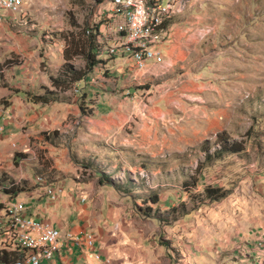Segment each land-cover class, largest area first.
<instances>
[{"label":"rangeland","instance_id":"obj_1","mask_svg":"<svg viewBox=\"0 0 264 264\" xmlns=\"http://www.w3.org/2000/svg\"><path fill=\"white\" fill-rule=\"evenodd\" d=\"M109 8L110 0H32L24 19L0 22V121L6 123L0 132V177L12 181L19 171L33 178L43 176V186L55 190L36 199L35 206L32 201V211L73 226L80 222L72 195L74 181L85 177L99 182L102 175H109L114 184H102L121 196L119 205L128 219L118 230L119 239L107 244L112 247L106 258L114 264H264L257 250L258 239L264 236V0L217 4L199 28L203 34L199 51L194 50L195 43L187 60L156 76L142 72L146 62L139 69L132 59L135 70L126 73L128 53L122 47L124 37L116 32L122 22L107 16ZM102 20H107L99 27L104 51L98 57L104 63L65 93L76 103L70 118L83 119L77 127L81 138L58 127L43 134L40 143L35 139L39 134L29 132L27 144L19 145L14 134L30 130V117L35 115L22 91H37L42 72L48 77L61 69L63 35L82 32ZM163 41L164 37L158 48ZM71 62L84 64L80 58ZM192 63L203 72L183 73ZM51 105L62 103L35 107L47 114ZM101 122L109 127L101 128ZM89 128L94 134L87 133ZM222 130L242 140L244 151L211 156ZM205 142L209 152L203 149ZM63 149L64 160L56 159ZM18 153L37 159H27L19 167L14 161L22 160ZM55 163L50 171L46 168ZM59 167H68L67 172ZM185 181L188 190L182 185ZM206 186L220 188L225 195L205 198ZM149 194L158 197L157 204L145 201ZM8 200L0 193V216L6 220L15 205L26 210L21 199L11 201L7 210ZM107 200L99 207L96 199L82 200L88 223L95 218L101 224L113 223L108 220V202L112 203ZM38 204L44 212L36 208ZM10 236L1 237L0 246L11 242ZM18 242L23 244L19 236Z\"/></svg>","mask_w":264,"mask_h":264},{"label":"crops","instance_id":"obj_2","mask_svg":"<svg viewBox=\"0 0 264 264\" xmlns=\"http://www.w3.org/2000/svg\"><path fill=\"white\" fill-rule=\"evenodd\" d=\"M223 1L227 3L230 2V0H193L192 2L193 5H191L189 9H187L183 13L177 14L174 17H172L169 20L170 22L163 29L164 41L162 42V44L159 45V49L161 50L162 60L158 63L153 60L146 61L144 71L142 72L145 74H148L147 76H156L161 73L163 74L164 72H171V70L174 69L175 65L181 62L183 63L184 60H187L186 53L189 52V49H191L195 43H196L195 46H193L194 50L196 51L198 49L199 51V48H198L199 41L202 40L203 38V34L199 28L204 25V21L207 19V16H209L208 14L209 11L211 9H214L217 4ZM195 25L197 29L194 28ZM215 27H217V30H219L220 23L218 21V24H217V19H216ZM217 35L218 33H216L214 37H216ZM62 57L63 56L61 52V58ZM51 60L53 59L51 58L49 63L52 62ZM124 60L126 63L123 66H125L124 68H125V71H127L126 73L127 74L132 73L135 70V68L133 67L134 65L132 63L130 56L128 54L125 55ZM51 64L52 63H50L49 66H51ZM195 64L192 63L190 66L186 68L187 70L183 73L187 75L190 74L189 76L191 75L195 76L194 75L195 73L200 74V71H202L201 70L202 67H200V69L198 68L196 69ZM58 67L59 66L57 65V67L55 68H58ZM185 67L186 66L184 67L181 66L180 69L182 70ZM50 69H52V66L50 67ZM42 73H43V77L40 79L41 85L50 87L49 78L45 75V72H42ZM192 84H194L195 86L196 83H192ZM22 94H23V91H22ZM218 95L220 96V89H219ZM49 103H45V104L29 103L34 110L35 115H31L30 117L33 122L30 130L28 129V131L19 132L17 134H14L19 145L25 146L27 144V142L29 141L28 137L30 133L39 134V136H35V139H37L38 142L40 143V139L41 137H43V134L48 135L49 134L48 130L50 129L55 130L58 127H63L64 130H66L67 132H70L71 137L77 135V137L81 138V134L79 133L77 127L81 126L80 121H83V119L82 118L74 119V117L70 118L71 113H76L77 111L75 99H72V100L70 99L68 102L67 101L54 102V103H62V105H57V106L51 105L49 109V113L47 114L43 113L44 112L43 110H40V109L37 110L35 107L37 105L49 106ZM29 104L27 105L28 106L27 110L31 111L29 109L31 108L29 107ZM38 111L40 113L39 114L40 118L38 117ZM6 120H9V119H6ZM0 122H1L0 125L3 126V129H4L5 127L4 125H6V123L2 121ZM86 122L89 125L93 124L92 121L90 120H86ZM72 127H74V129H72ZM100 127L106 129L109 127V124L107 122H101ZM94 128L96 127L94 126ZM3 129L1 131H3ZM94 130L95 129L89 128L87 130V133L94 134L95 132ZM66 131H62V132L65 133ZM26 150H29V148L24 149V152H26ZM65 152H66L65 149H63L58 154L59 155L58 158L56 154L55 155L56 159H62L63 161L65 157ZM22 154H24V158L23 157L21 158L22 160H19V159L16 161L14 160L15 162H18L19 167H20V163H23V161L27 159L28 160L37 159L33 153H32L33 154L32 156H29L28 153H22ZM57 164L58 163H55L54 165H49L46 168L50 171ZM40 166H42V164H40L39 167ZM59 168H61L60 169L61 172L65 173L67 172L66 169L68 167H59ZM13 175L16 177V179L20 180V183L18 185L21 188L16 192H10L7 196L4 195V198H8V196L9 198H12L11 200H8L9 202L7 203V206H6L7 209H8V204L11 201H13L14 199H21L28 206V209L26 211L27 214L33 215L35 218L37 217L39 219H43L47 221L51 220L50 223L61 231L72 230L74 232H80V235L82 237L81 240H82V248H83L82 250L83 251L76 247H71L68 249V242L65 241L66 242L65 247L61 249L62 251L60 250V252L58 254L56 253L52 257V259L48 261H44L42 264H84L86 261H90L92 264H97L101 262L102 259L107 257L109 253L108 248L112 247V246L108 247L107 244L113 243L117 239H119L120 236H119L118 230L122 229V227L124 228L125 227L124 224L128 223V219L126 217L127 215L126 209L119 205L118 199L121 197L119 194L114 193L115 191H111L110 189H107L104 186V184L100 182H96L95 180L93 181L92 179L90 180L85 177L84 178L79 177L77 182L73 180L75 182V186H74V192L72 193V195L75 196L74 200L77 201L76 206L78 210H76L75 212L77 214L76 216L77 217L79 216L77 218V221L80 220V222L73 226H68L66 223L63 225L62 221H59V223H56L55 220H53V216H51L52 219L41 217V215H39L38 213H34L32 211L31 205L34 203V201L36 199H45L44 198V195H46L45 192H48L49 190L47 185L43 186L44 184L42 183L44 181L38 182L36 180L37 176L33 178L31 173L26 172V171L25 172L19 171L18 174H13ZM58 181H60V179L57 180L56 182ZM56 182H50V183L53 184ZM37 185L43 186V187H40V188L36 187ZM58 189L61 190L62 195L65 194V190L63 189V187L61 188L59 186ZM51 190L53 193L54 192L53 190H55V187H52ZM21 194H24V196L20 197ZM46 198L48 199V197ZM56 198L57 196L54 197V199ZM24 199H27V200H24ZM84 199H96V205H98V207L101 206V204L104 201H108L107 199H110L112 204L110 205L108 202V209H109L108 220L112 221L113 223L110 225L107 223L101 224L98 222L97 218L94 219V222L88 223L87 217L85 215L86 213L84 210V207L86 204L85 202H82V200ZM36 204L37 203H34V206ZM36 208H41V210L44 212V208L42 207V205L38 204ZM9 218L11 219V217ZM87 232H91V234L93 233L95 240L93 239L94 237L90 239L88 237ZM14 234H15V239L18 241V233L14 231ZM1 237L2 236L0 235V238ZM93 241H94V244H93ZM96 255H98V258L96 257ZM111 261H112V264H114L112 259Z\"/></svg>","mask_w":264,"mask_h":264},{"label":"built area","instance_id":"obj_3","mask_svg":"<svg viewBox=\"0 0 264 264\" xmlns=\"http://www.w3.org/2000/svg\"><path fill=\"white\" fill-rule=\"evenodd\" d=\"M32 0H0V22H17L27 15V8ZM192 0H110V8L107 16L111 19L120 18L121 24L117 28L121 37L123 49L133 60L137 68L141 69L147 60H162L161 50L157 45L163 38V22L169 20L177 14L186 11L191 6ZM19 13V18L16 14ZM9 16L10 19L6 18ZM123 33V34H122ZM3 126L0 125V131ZM15 146V143H11ZM38 182L44 181L42 176H37ZM20 183L19 179L9 181L0 186V193L7 196L10 189ZM48 192L52 193L49 189ZM12 199V198H4ZM26 210H19V205H15L16 216H22ZM5 220V219H4ZM14 223V221H9ZM19 226V225H18ZM0 229L4 231V228ZM21 232L30 236V244L13 245L8 249L21 248H45V254H51V248L56 247L60 241L68 242V249L76 247L81 249L79 232L72 230L61 231L51 223L41 225L40 223H29V226H19ZM94 244V241H93ZM82 250V249H81ZM259 257H264V236L259 237L257 242ZM83 251V250H82ZM54 255H52L53 257ZM98 258V255H96ZM97 264H112L111 259L104 258ZM84 264H92L86 261Z\"/></svg>","mask_w":264,"mask_h":264},{"label":"trees","instance_id":"obj_4","mask_svg":"<svg viewBox=\"0 0 264 264\" xmlns=\"http://www.w3.org/2000/svg\"><path fill=\"white\" fill-rule=\"evenodd\" d=\"M101 2L102 0H98ZM170 20V19H169ZM169 20H165L163 22V29L165 26L170 22ZM107 20H102L100 23L92 24L90 27H87L82 32H67L63 35L64 40V47L62 51L63 56V64L60 70L56 71L55 73H49V86L41 85L37 91H30L25 90L23 94L25 96V100L28 103L38 104V103H49V102H56V101H69L70 98L66 96V90H68L72 84L77 83L84 79V77L93 70L95 66L98 64L104 63V59L98 57L100 53L104 51V42L101 37V33L99 31V27ZM123 34V33H122ZM107 56H112L113 54L109 51L106 52ZM74 58H80L84 61V64L75 65L71 62ZM1 67V66H0ZM2 73V68H0ZM2 76V74H1ZM81 112L85 114L83 108L80 105ZM208 142H205L203 149L205 152H209L210 147H208ZM216 144L218 146H216ZM245 146L242 140H238L232 138L228 135L225 130L219 131L216 134V140L214 144V155L213 157H220L224 153L230 154H237L244 151ZM24 154L18 153V157H23ZM17 157H15V161ZM11 180V179H9ZM6 179H2L0 177V183L5 181H9ZM193 182V179H191ZM100 183H110L114 184L109 175H102L99 179ZM186 181L182 183L185 190L189 188L186 187ZM114 186V185H113ZM192 186V185H191ZM21 187L16 185L10 189L8 192H16ZM203 195L205 198H209L211 200H218L219 198L225 195V191L216 188L206 186L203 189ZM145 201H148L151 204H157L159 199L156 195L149 194L145 197ZM151 207H148L150 209ZM8 210V209H7ZM148 212V211H147ZM9 214V211H8ZM6 216H0V220L3 222L4 231L0 229V235L3 239H7V235L11 234V242H5L3 245L0 246V264H12L19 260H24L28 256H33L37 254L36 249H8L13 245H21L16 239L15 234L11 233L13 231V227L11 223H9V216L8 219H5ZM5 219V220H4ZM5 222V223H4ZM5 226V227H4ZM14 232V231H13ZM7 241V240H6Z\"/></svg>","mask_w":264,"mask_h":264},{"label":"bare ground","instance_id":"obj_5","mask_svg":"<svg viewBox=\"0 0 264 264\" xmlns=\"http://www.w3.org/2000/svg\"><path fill=\"white\" fill-rule=\"evenodd\" d=\"M10 212H11L10 221H14V223H11L13 225V229L16 233H18L19 239H21L23 244H30V236H28L25 232H21L19 229V226H29V223H36V222L40 223L41 225H48L50 223V221L43 220V219L42 220L33 219L30 216L23 215V213H22V216H16L15 209H11ZM1 225L3 228V222L1 223ZM23 233L25 235L22 236ZM81 239H82V237H81L80 232H79V240L81 241V249H83ZM65 243H66L65 241H60L56 247H52L51 248V254H45V248H34L37 250L36 251L37 254H35L33 256H28L24 260H19L17 262L12 263V264H42L44 261H48V260L52 259V255H55L56 253L58 254L60 252V250L63 247H65Z\"/></svg>","mask_w":264,"mask_h":264}]
</instances>
